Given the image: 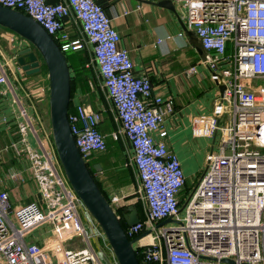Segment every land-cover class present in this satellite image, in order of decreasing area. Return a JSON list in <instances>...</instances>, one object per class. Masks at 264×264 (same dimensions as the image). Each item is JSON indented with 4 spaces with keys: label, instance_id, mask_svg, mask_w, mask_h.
<instances>
[{
    "label": "built area",
    "instance_id": "2783aa9c",
    "mask_svg": "<svg viewBox=\"0 0 264 264\" xmlns=\"http://www.w3.org/2000/svg\"><path fill=\"white\" fill-rule=\"evenodd\" d=\"M176 1L186 9V29L194 32L206 54L202 64L210 79L224 86L211 112L192 119V136L215 141L220 133L221 140L206 154L205 172L182 209L186 177L178 155L167 146L164 128L173 104L152 93L148 78L135 76L129 53L119 47L120 35L103 8L95 0L55 5L0 0V5L33 18L63 53L84 47L81 40L70 39L63 19L73 16L80 23L132 150L145 217L124 231L134 240L140 264H264V0ZM195 73L194 66L187 70V76ZM8 83L0 66V87ZM72 108L70 129L88 164L96 152L107 149L98 128L101 115L83 105ZM19 116L18 150L29 162L40 202L12 207L8 194L0 192V264H103L91 239L111 248L93 218L87 220L90 233L86 229L80 214L84 205L54 145L48 150L42 143H30L31 120L24 110ZM168 218L171 223L158 226ZM43 226H48V236L32 235ZM110 264H118L113 253Z\"/></svg>",
    "mask_w": 264,
    "mask_h": 264
},
{
    "label": "crops",
    "instance_id": "0c3cea01",
    "mask_svg": "<svg viewBox=\"0 0 264 264\" xmlns=\"http://www.w3.org/2000/svg\"><path fill=\"white\" fill-rule=\"evenodd\" d=\"M44 1L55 5L64 0ZM163 1L166 0H95L118 31L119 47L128 51L135 76L148 78L152 93L173 104L172 113L165 116L164 128L167 131V146L178 155L186 177V185L180 195L183 200V195L191 189L188 188V180L202 173L205 156L211 151L204 143L214 141L212 138L192 136V119L211 112L222 94V85L210 79V71L202 64L203 59L180 27L186 15L184 5L171 0L175 14L159 6ZM180 12L182 17L177 16ZM63 29L70 39L81 40L84 44L82 50L72 51L76 59V63H71L73 69H70L71 78L76 81L72 107L83 105L87 110L99 112L101 120L98 128L102 127L100 132L107 141L106 151L94 155L92 162L102 168L94 173V177L114 209L125 210L133 206L137 211L140 208L139 217L142 214L145 217L140 183L130 161L132 150L120 131L115 110L93 61L91 46L73 16L63 19ZM179 33L183 35L179 36ZM28 46L18 35L0 27V66L9 82L0 87V192L8 194L12 207L40 202L29 162L18 150L21 110L31 120L34 130L27 135L30 143H42L48 150L53 147L47 72L26 75L16 61L18 51ZM193 66L196 73L187 76V70ZM113 135H117V139ZM116 150L121 152L119 161L115 156Z\"/></svg>",
    "mask_w": 264,
    "mask_h": 264
},
{
    "label": "water",
    "instance_id": "95a60500",
    "mask_svg": "<svg viewBox=\"0 0 264 264\" xmlns=\"http://www.w3.org/2000/svg\"><path fill=\"white\" fill-rule=\"evenodd\" d=\"M159 6L176 14L171 0L159 3ZM0 27L10 30L28 43V47L18 51L16 59L26 75L40 73L43 65L47 70L52 141L71 188L101 228L117 263L140 264L133 248L134 240L126 236L121 216L116 214L91 172V169L100 172L101 166L94 164L90 169L75 144L68 121L71 75L66 56L43 27L21 11L0 5ZM180 27L189 37L197 53L204 59L203 50L194 32L186 29L182 22ZM223 90L224 86H221V93ZM124 211L122 219L126 226H133L140 221L138 211L133 206ZM171 222L172 219L168 218L158 226ZM147 233L145 232L142 236Z\"/></svg>",
    "mask_w": 264,
    "mask_h": 264
},
{
    "label": "rangeland",
    "instance_id": "374dc122",
    "mask_svg": "<svg viewBox=\"0 0 264 264\" xmlns=\"http://www.w3.org/2000/svg\"><path fill=\"white\" fill-rule=\"evenodd\" d=\"M181 16L182 17V14L181 12L180 13H177V16ZM176 16V15H175ZM24 40V39H23ZM64 55L66 56V58L68 59V63H76V59H75V53L72 52V51H69V52H66L64 53ZM205 66V65H204ZM41 72L43 73H46L47 70L46 68L44 67V65L42 66V70ZM35 126L37 128V130L40 132V127L37 123H35ZM100 131H102V127H100ZM40 134H42L40 132ZM212 140V139H211ZM220 140H221V136H220V133L217 134L216 138H215V141H213V143H204L205 144V147L207 148L208 147V151L211 150V148H217L218 144L220 143ZM97 154H100L98 152H96L94 155H97ZM115 156L116 158L118 159H121L122 156H121V152L120 151H117L116 150V153H115ZM95 158V156L93 157V159ZM97 159L99 158V156L96 157ZM207 167V162L203 161V172H205V168ZM202 173L198 174L197 177H194L193 179L191 180H188V188H191L189 191H187V193L185 195H183V201L182 203L180 204V208L182 209L185 205V202L187 200V198L189 197L190 193L195 189V187L197 186L200 178L202 177ZM116 208V207H115ZM84 210L85 212H82L80 211V214H81V218L83 220V223L86 227V229L89 231L90 233V228H89V225H88V218L91 217L93 218L89 213L88 211L85 209L84 207ZM117 210V209H115ZM10 216H12V213L10 214ZM99 227V225H98ZM100 228V227H99ZM101 229V228H100ZM48 230V226L47 228L45 226L33 231L32 235L33 236H38V237H45V236H48V234L46 235L45 232ZM157 231L159 232V229H157ZM76 242V239L70 241L69 244H73ZM91 244L93 245V247L95 248L99 258L101 259L102 263L103 264H110V261H111V258H112V252L110 250H108L104 244L102 243V240L101 239H98V240H95V239H91ZM47 255L49 256V258L53 261V257H52V254L50 252L47 253Z\"/></svg>",
    "mask_w": 264,
    "mask_h": 264
},
{
    "label": "trees",
    "instance_id": "16d2710c",
    "mask_svg": "<svg viewBox=\"0 0 264 264\" xmlns=\"http://www.w3.org/2000/svg\"><path fill=\"white\" fill-rule=\"evenodd\" d=\"M56 43H58V42H56ZM59 44V43H58ZM80 58V57H79ZM66 60H67V63H68V59L66 58ZM68 65H69V70L70 69H73V67H72V64L71 63H68ZM45 67V66H44ZM78 77H80V75L78 76ZM71 95H70V104H69V110H68V113L69 112H71L72 111V104H71V99H72V96H73V93H74V91H75V88H76V81H75V78L74 79H72L71 78ZM106 145H107V141H106ZM93 157H94V155L92 156V159H93ZM92 161V160H91ZM88 165V164H87ZM91 169V168H90ZM91 172H92V174L94 175V173H95V171L93 170V169H91ZM97 181V180H96ZM98 183V182H97ZM99 185V184H98ZM186 185V184H185ZM100 187V186H99ZM101 189V188H100ZM116 211V214H118V215H120L121 216V223H122V226L125 228L126 227V224H125V222H124V220L122 219V214H124L125 213V211L123 210V209H117V210H115ZM138 211L141 213V210H140V208H138ZM144 218V216H143V214L140 216V219H143ZM137 258H138V261H140V257L139 256H137Z\"/></svg>",
    "mask_w": 264,
    "mask_h": 264
},
{
    "label": "flooded vegetation",
    "instance_id": "af4514ba",
    "mask_svg": "<svg viewBox=\"0 0 264 264\" xmlns=\"http://www.w3.org/2000/svg\"><path fill=\"white\" fill-rule=\"evenodd\" d=\"M92 161H93V159H92ZM92 161H89V163H88V166H89L90 168H92V167L94 166V164H95V163H93Z\"/></svg>",
    "mask_w": 264,
    "mask_h": 264
}]
</instances>
